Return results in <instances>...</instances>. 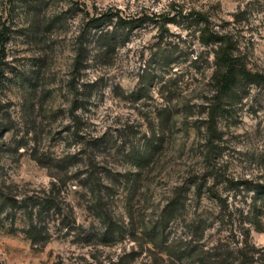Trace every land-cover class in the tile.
Here are the masks:
<instances>
[{
    "label": "rangeland",
    "instance_id": "obj_1",
    "mask_svg": "<svg viewBox=\"0 0 264 264\" xmlns=\"http://www.w3.org/2000/svg\"><path fill=\"white\" fill-rule=\"evenodd\" d=\"M170 1L264 73V0H0V188L41 196L57 175L70 221L50 217L33 244L22 212L12 227L0 216V264H264V85L237 82L208 142L216 46L197 26L155 17L108 59L85 43L86 13L146 17Z\"/></svg>",
    "mask_w": 264,
    "mask_h": 264
},
{
    "label": "trees",
    "instance_id": "obj_2",
    "mask_svg": "<svg viewBox=\"0 0 264 264\" xmlns=\"http://www.w3.org/2000/svg\"><path fill=\"white\" fill-rule=\"evenodd\" d=\"M171 13L172 16H169ZM156 18L162 19V24L176 22L177 18L186 21L187 24L195 25L199 31V41L205 45H214V70L210 76V92L211 95L207 99L206 116L204 119V127L208 134V142L217 138V117L225 109V98L231 93L239 80L250 81L264 85V73L251 70L247 65L246 56L239 49L237 42L233 37L227 33L218 32L213 29L209 18L205 13L190 9L184 11L179 2L170 1L167 10L159 13L152 14V16H138L131 18H123L120 11L116 10L111 12L106 10L97 14L91 15L86 13V21L84 30L87 31V40L85 43L90 47V51L96 57L108 59L114 53L115 49L123 45L128 35L135 29H139L147 23L158 24L154 20ZM7 29L3 28L0 33V43L6 39ZM89 51V52H90ZM96 53V54H95ZM79 52L75 57V67L84 61L79 58ZM93 86V85H91ZM77 102H74V105ZM80 106L75 105V109ZM164 112V110H162ZM156 146L153 144L147 150L144 156H140L139 162L150 161V157L155 154ZM71 158V157H69ZM69 158L58 159L54 161L55 167L63 169L67 172L66 163ZM39 163L41 160L36 158ZM64 163V164H63ZM67 180L53 177L51 188L47 193L40 195L25 196L23 199L18 200L12 194L0 188V216H4L5 220H9L12 227L17 213L22 212L24 218L27 220L28 225L22 230L25 237H27L33 244H45L50 239L47 230L48 219L53 216L60 219L62 227H69L67 221L68 214L63 215L60 208V202L56 198L60 190V186L64 185ZM201 187H197L200 192ZM209 190V189H208ZM216 200L221 202V199L214 193H211ZM264 196V193H263ZM175 201L171 200L166 206L170 207L175 205ZM1 218V217H0ZM69 229V228H68ZM10 231H12L10 229ZM244 258L247 256L243 255ZM248 261V260H247ZM237 263V264H245ZM216 264H224L217 262Z\"/></svg>",
    "mask_w": 264,
    "mask_h": 264
}]
</instances>
